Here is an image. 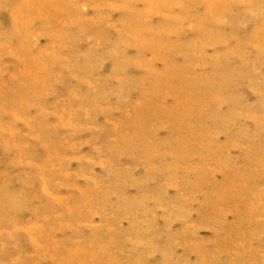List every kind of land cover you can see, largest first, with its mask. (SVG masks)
Instances as JSON below:
<instances>
[{"label":"rangeland","instance_id":"rangeland-1","mask_svg":"<svg viewBox=\"0 0 264 264\" xmlns=\"http://www.w3.org/2000/svg\"><path fill=\"white\" fill-rule=\"evenodd\" d=\"M0 264H264V0H0Z\"/></svg>","mask_w":264,"mask_h":264}]
</instances>
